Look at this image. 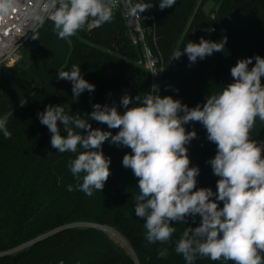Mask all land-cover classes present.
Instances as JSON below:
<instances>
[{"label": "trees", "instance_id": "trees-1", "mask_svg": "<svg viewBox=\"0 0 264 264\" xmlns=\"http://www.w3.org/2000/svg\"><path fill=\"white\" fill-rule=\"evenodd\" d=\"M208 1L216 10L205 9ZM137 2L151 5L143 13L145 25L152 29L147 40L160 70L154 91L189 107L203 105L207 96L232 83L231 68L239 60L264 51V0H177L164 10L160 0ZM35 33L39 39L33 40L32 34L25 41L21 60L0 68V118L8 117L12 133L9 139L0 133V264H187L175 245L189 225H174L176 231L165 243L149 244L145 239L144 221L135 215L138 178L122 164L129 148L106 141L102 147L111 158V174L103 190H94L91 196L78 189L69 192L67 186L78 183L68 166L76 154L53 148L52 134L38 116L49 104H63L69 115L87 118L93 104H104L109 92L120 99L128 94L133 103L137 95L154 94L151 74L139 63L140 49L130 42L122 16L114 12L113 20L99 27L89 22L65 39L53 31L52 21ZM201 37L212 41L227 37V42L222 51L192 64L186 54L173 59L174 51ZM73 64L95 85L94 92L85 90L78 100L72 96V82L57 78ZM91 123L113 134L119 131ZM185 127L197 132L188 145L191 166L200 168L197 188L215 191L219 177L207 161L216 154V146L207 140L201 123ZM252 136L264 142V122L257 119ZM81 221L98 226L72 225ZM199 222L197 216L192 226ZM99 226L118 230L128 247ZM165 248L168 255L161 258L159 252ZM193 264L234 261L198 256Z\"/></svg>", "mask_w": 264, "mask_h": 264}, {"label": "clouds", "instance_id": "clouds-1", "mask_svg": "<svg viewBox=\"0 0 264 264\" xmlns=\"http://www.w3.org/2000/svg\"><path fill=\"white\" fill-rule=\"evenodd\" d=\"M119 3L51 0L49 5L38 0L35 8L28 9L22 7L21 0H0V19L17 14L18 9L35 15L42 8L53 22V31L65 39L89 22L97 27L111 22ZM176 3L160 0L159 8L164 10ZM124 5L134 16L151 7L133 0H124ZM31 38L39 36L33 32ZM226 42L227 37L221 41L201 37L199 42L190 41L183 50L174 51L173 59L186 54L192 64L222 51ZM231 75L232 83L195 107L171 95L152 92L137 95L136 103L125 94L120 101L123 113L116 105L95 103L87 118L69 115L63 104H49L38 116L52 134L51 146L60 153L76 154L68 166L78 183L69 184L67 190L78 189L88 196L94 190L102 191L111 174V158L104 154L103 144L110 141L129 148L122 164L138 178L135 215L144 221L149 244L168 242L176 231L174 225L186 224L189 227L176 242L175 252L187 264H193L198 256L213 261L223 258L234 264H264V142L252 136L257 119L264 122V56L239 60L231 68ZM57 78L72 82V96L77 100L85 90H95L75 64L70 70L59 71ZM7 120V116L0 118V133L9 139L12 133ZM91 121L119 131L113 134L93 128ZM189 122L201 123L207 140L216 146V154L207 161L219 177L215 191L211 187L197 188L200 168L191 166L188 149L197 132L186 130ZM197 216L200 222L193 227ZM167 255V248L159 252L161 258Z\"/></svg>", "mask_w": 264, "mask_h": 264}, {"label": "built area", "instance_id": "built-area-1", "mask_svg": "<svg viewBox=\"0 0 264 264\" xmlns=\"http://www.w3.org/2000/svg\"><path fill=\"white\" fill-rule=\"evenodd\" d=\"M42 2L50 5L51 0H42ZM21 3L23 8L32 9L36 7L38 0H21ZM114 12L122 16L128 38L133 44L141 47L142 58L140 60L151 74L152 86H158L160 70L157 58L147 40V35L152 29L144 23L146 15L144 13L132 15L125 7L124 0H120ZM48 21L52 20L42 8L35 15H29L18 9L17 14L0 19V68L15 65L20 60L25 41ZM153 93L158 94L155 91Z\"/></svg>", "mask_w": 264, "mask_h": 264}, {"label": "rangeland", "instance_id": "rangeland-1", "mask_svg": "<svg viewBox=\"0 0 264 264\" xmlns=\"http://www.w3.org/2000/svg\"><path fill=\"white\" fill-rule=\"evenodd\" d=\"M216 8H217L216 4L213 3V2H211V1H208L207 4H206V6H205V9L208 12H211L213 9L216 10ZM130 42L132 43L133 46L138 47L140 49L141 58H142V50H141V47L133 44V42L131 40H130ZM259 55L260 56H264V51L260 52ZM22 56L23 55L21 54L20 60H21ZM141 58H139L138 60H139V63H141L143 65V63L140 60ZM109 94H110V97H113L119 103V105H120L121 99L119 98V96L116 93H114V92H109ZM131 106L132 105H129V107H131ZM118 107H119V110H120L121 113H123L125 111V109L123 108L122 105H120ZM72 225H77V226H98V225H96L94 223L84 222V221L76 222V223H73ZM99 227H101L106 233H108V235L111 238H113L118 244H120L123 247H128L127 240L124 238V236L118 230H116V229H114L112 227H108V226H99Z\"/></svg>", "mask_w": 264, "mask_h": 264}, {"label": "water", "instance_id": "water-1", "mask_svg": "<svg viewBox=\"0 0 264 264\" xmlns=\"http://www.w3.org/2000/svg\"><path fill=\"white\" fill-rule=\"evenodd\" d=\"M104 104H109V105H116L119 106V103L113 98V97H108Z\"/></svg>", "mask_w": 264, "mask_h": 264}]
</instances>
